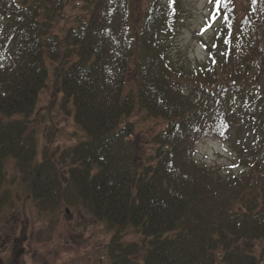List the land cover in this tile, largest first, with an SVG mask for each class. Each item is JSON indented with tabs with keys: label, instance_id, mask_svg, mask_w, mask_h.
Here are the masks:
<instances>
[{
	"label": "trees",
	"instance_id": "1",
	"mask_svg": "<svg viewBox=\"0 0 264 264\" xmlns=\"http://www.w3.org/2000/svg\"><path fill=\"white\" fill-rule=\"evenodd\" d=\"M220 1L213 17L222 26L208 50L221 48L223 60L192 72L165 50L176 0H151L139 38L130 0H83L87 17L63 37L52 27L64 0H0V194L14 158L41 211L80 207L108 225L109 264H264V109L246 85L264 63V0H250L239 25L231 0ZM137 52L138 98L125 90ZM51 76L53 96L72 107L86 138L61 156L68 168L48 149L37 160L28 125ZM186 79L201 91L197 102ZM137 105L166 123L144 167L132 139ZM248 115L258 120L255 159L241 176L223 179L195 148ZM129 229L139 242L124 241Z\"/></svg>",
	"mask_w": 264,
	"mask_h": 264
},
{
	"label": "rangeland",
	"instance_id": "2",
	"mask_svg": "<svg viewBox=\"0 0 264 264\" xmlns=\"http://www.w3.org/2000/svg\"><path fill=\"white\" fill-rule=\"evenodd\" d=\"M215 1L217 0H176V24L164 38V44L172 63L178 67L197 72L205 65L212 63V66L218 67L222 62L221 48L215 47L210 54L208 50V46L214 45L222 26L220 18L215 20L213 17ZM32 2L33 0H29L28 4ZM64 2L62 14L53 21L52 27V34L60 37L64 36L68 27L75 26L79 17H87L83 0ZM150 2L151 0H130L132 29L138 38L143 16ZM249 2L250 0H231L234 25H239L245 17ZM139 44L140 41H137L140 49ZM138 58L139 52L130 61L125 84V90L132 92L136 98L139 91ZM222 67L221 65L219 68ZM255 68L256 72L246 85L257 89L253 92L254 95L257 93L254 98H262L261 103L256 102L264 109V63L260 62ZM52 79L51 76L40 93L37 108L30 116L28 125L36 137L37 160L41 161L42 154L48 149L60 165L64 161L61 156L86 138L75 123L72 107L68 105L67 112L61 104L62 96H53ZM184 89L194 102L201 99V91L187 79ZM130 120L134 122L136 131L132 138L137 147L136 163L139 167H144L154 154L153 138L165 128L166 123L162 119L147 116L140 105H137ZM255 130H259L258 120L248 115L237 123L229 135L199 143L196 146V157L201 164L223 179L239 177L255 159ZM67 163L68 160L62 167L68 168ZM111 239L112 230L108 225L84 208L61 205L53 212L41 211L26 189L16 160H6L5 181L0 194V264H109L107 244ZM123 239L125 242H139L140 236L129 229L123 233Z\"/></svg>",
	"mask_w": 264,
	"mask_h": 264
}]
</instances>
